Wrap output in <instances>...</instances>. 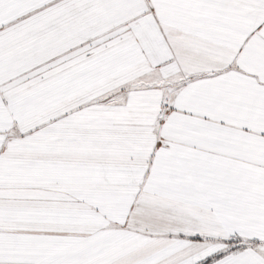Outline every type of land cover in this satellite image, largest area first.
<instances>
[{
	"label": "snow or ice",
	"instance_id": "obj_1",
	"mask_svg": "<svg viewBox=\"0 0 264 264\" xmlns=\"http://www.w3.org/2000/svg\"><path fill=\"white\" fill-rule=\"evenodd\" d=\"M0 264H264V0H0Z\"/></svg>",
	"mask_w": 264,
	"mask_h": 264
}]
</instances>
